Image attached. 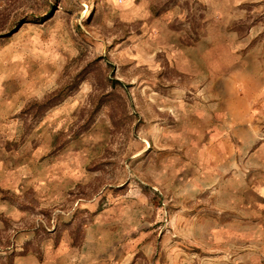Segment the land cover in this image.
<instances>
[{
	"label": "rangeland",
	"instance_id": "374dc122",
	"mask_svg": "<svg viewBox=\"0 0 264 264\" xmlns=\"http://www.w3.org/2000/svg\"><path fill=\"white\" fill-rule=\"evenodd\" d=\"M117 2L0 0V159L33 180L2 199L27 214L21 252L39 261L203 264L165 196L192 147L179 99L204 88L180 58L199 47L194 73L214 59L233 94L243 69L264 79V0ZM0 221V264H14L19 230Z\"/></svg>",
	"mask_w": 264,
	"mask_h": 264
},
{
	"label": "crops",
	"instance_id": "0c3cea01",
	"mask_svg": "<svg viewBox=\"0 0 264 264\" xmlns=\"http://www.w3.org/2000/svg\"><path fill=\"white\" fill-rule=\"evenodd\" d=\"M117 4L123 5L124 0H118ZM198 49L186 47L180 58L181 71L192 77L191 83L204 87L197 90L201 92L179 99L176 132L184 140H192L189 142L192 147L184 144L185 161L179 168L182 174L166 182L164 195L167 201L170 198L176 204L177 213L182 214V231H193L183 242L201 248L195 255L203 264H243L244 261L261 264L264 261V79L243 69L242 93L233 94L229 79H216L213 59L211 67H207V76H203L206 79L202 80L199 72L194 73L195 58L185 56ZM24 167L2 163L0 159V214L19 230L14 244V264H52L65 254L62 249L59 254L55 250L46 252L43 261L34 254H22V222L27 214L18 205L2 199V192L21 199L31 188L33 180L25 175ZM25 169L28 171L29 166ZM36 193L43 206L54 200L45 193L40 198L38 190ZM3 228L0 221V229Z\"/></svg>",
	"mask_w": 264,
	"mask_h": 264
}]
</instances>
